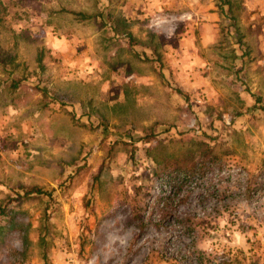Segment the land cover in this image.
I'll return each mask as SVG.
<instances>
[{
	"label": "rangeland",
	"instance_id": "obj_1",
	"mask_svg": "<svg viewBox=\"0 0 264 264\" xmlns=\"http://www.w3.org/2000/svg\"><path fill=\"white\" fill-rule=\"evenodd\" d=\"M0 264H264V0H0Z\"/></svg>",
	"mask_w": 264,
	"mask_h": 264
},
{
	"label": "trees",
	"instance_id": "obj_2",
	"mask_svg": "<svg viewBox=\"0 0 264 264\" xmlns=\"http://www.w3.org/2000/svg\"><path fill=\"white\" fill-rule=\"evenodd\" d=\"M16 87V86H15Z\"/></svg>",
	"mask_w": 264,
	"mask_h": 264
}]
</instances>
